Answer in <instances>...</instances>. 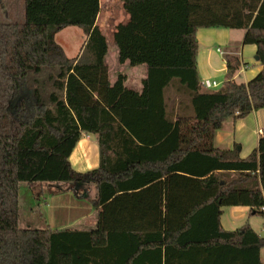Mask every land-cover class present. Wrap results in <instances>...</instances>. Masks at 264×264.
<instances>
[{"label": "trees", "instance_id": "16d2710c", "mask_svg": "<svg viewBox=\"0 0 264 264\" xmlns=\"http://www.w3.org/2000/svg\"><path fill=\"white\" fill-rule=\"evenodd\" d=\"M54 1L24 0L22 21L0 22V264H264L263 236L220 221L230 205L264 214V137L245 158L214 145L226 118L264 108V0H126L115 42L120 62L147 64L141 92L123 74L110 81L101 28L53 22L72 8ZM72 24L86 35L76 57L56 40ZM201 27L245 30L262 70L237 82L242 61L227 54L223 84L204 88ZM84 132L97 135L100 164L76 172ZM22 182L84 198L94 186L97 226L22 228Z\"/></svg>", "mask_w": 264, "mask_h": 264}, {"label": "crops", "instance_id": "0c3cea01", "mask_svg": "<svg viewBox=\"0 0 264 264\" xmlns=\"http://www.w3.org/2000/svg\"><path fill=\"white\" fill-rule=\"evenodd\" d=\"M92 3L90 0L82 1L79 5L75 4L69 13H63L60 18L51 20L58 22L70 19L98 25L106 36L109 46L105 60L109 68L110 81L114 83L118 75L123 74L125 75V86L141 92L143 81L147 78V64L132 65L129 61L120 62L116 42V49L112 53L110 51L109 38L115 41L118 25L128 23L131 18L126 8V0H100L96 6ZM244 36L245 30L243 29L201 27L196 30L199 43L197 64L201 83L210 79L217 82L218 85L215 88L223 84L227 71L224 56L227 54L237 55L242 61V66L235 75L237 82H248L262 70L263 66L257 59V46L245 44ZM80 51L76 56L80 54ZM169 95L171 96L170 107L177 110L178 96L173 95L172 92ZM262 137H264V108L253 110L245 117L226 118L214 134V145L224 150L237 148L240 156L245 158L258 147ZM70 162L76 172H86L99 166L100 152L96 134L82 133L70 155ZM41 186L34 187L31 200L35 204H29H32V208L35 207L36 210L37 208L42 209L43 212H40V215L45 217V228L90 230L97 226L98 210L91 202L97 196L94 186L88 188L90 198L76 197L72 191L54 193L52 185L41 184ZM21 199L29 201L26 195ZM220 221L226 230H235L249 223L257 233L264 237V214L254 213L250 206H224Z\"/></svg>", "mask_w": 264, "mask_h": 264}, {"label": "rangeland", "instance_id": "374dc122", "mask_svg": "<svg viewBox=\"0 0 264 264\" xmlns=\"http://www.w3.org/2000/svg\"><path fill=\"white\" fill-rule=\"evenodd\" d=\"M44 1H49L50 3L55 2L54 0H44ZM71 3V7L74 8L75 4L79 5L81 4L82 1L85 0H69ZM92 1L93 5L96 6L97 3L100 0H90ZM71 8V10H73ZM105 8V7H103ZM70 10V11H71ZM66 13H69L67 11ZM24 0H4V9L2 5L0 4V22H17V21H22L24 19ZM49 15L51 18L54 17L53 15V9L52 6L49 9ZM86 35L83 32V30L78 26V25H68L62 30H60L57 35H56V40L58 43H60L63 48L65 49L66 54L69 57L76 56L80 49L82 48L84 42L86 41ZM109 43H110V51L111 53L116 49V44L111 37L109 38ZM225 57V56H224ZM216 89V88H215ZM46 186V184H43ZM41 186L40 183H36V185L33 184L31 186L30 184L26 182L20 183V226L22 228H38L42 229L46 227V221L45 217L40 215V212H43L41 208L35 209V207L32 208V196L31 192L34 189V187ZM32 187V189H31ZM42 188V186H41ZM75 194V193H74ZM27 196L28 200L24 199L22 200L21 198L23 196ZM76 197H78L76 195ZM83 198V197H80ZM32 203V204H29ZM31 205V206H30ZM29 206V210H28ZM24 214V215H23ZM262 258L264 261V250L262 252Z\"/></svg>", "mask_w": 264, "mask_h": 264}, {"label": "built area", "instance_id": "2783aa9c", "mask_svg": "<svg viewBox=\"0 0 264 264\" xmlns=\"http://www.w3.org/2000/svg\"><path fill=\"white\" fill-rule=\"evenodd\" d=\"M221 52V50H220ZM217 82L214 80L206 79L202 82V86L206 89H213L217 86ZM264 209V208H263Z\"/></svg>", "mask_w": 264, "mask_h": 264}, {"label": "water", "instance_id": "95a60500", "mask_svg": "<svg viewBox=\"0 0 264 264\" xmlns=\"http://www.w3.org/2000/svg\"><path fill=\"white\" fill-rule=\"evenodd\" d=\"M257 59H259V57L257 56Z\"/></svg>", "mask_w": 264, "mask_h": 264}]
</instances>
